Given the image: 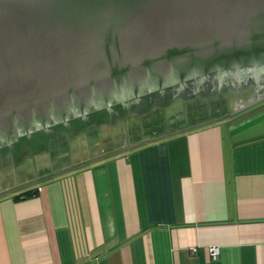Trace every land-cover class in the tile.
<instances>
[{
  "label": "crops",
  "instance_id": "obj_1",
  "mask_svg": "<svg viewBox=\"0 0 264 264\" xmlns=\"http://www.w3.org/2000/svg\"><path fill=\"white\" fill-rule=\"evenodd\" d=\"M239 97L190 94L185 119L134 135L115 127L132 110L109 113L1 156L0 264H264V95Z\"/></svg>",
  "mask_w": 264,
  "mask_h": 264
},
{
  "label": "water",
  "instance_id": "obj_2",
  "mask_svg": "<svg viewBox=\"0 0 264 264\" xmlns=\"http://www.w3.org/2000/svg\"><path fill=\"white\" fill-rule=\"evenodd\" d=\"M256 70L264 0H0V157Z\"/></svg>",
  "mask_w": 264,
  "mask_h": 264
},
{
  "label": "rangeland",
  "instance_id": "obj_3",
  "mask_svg": "<svg viewBox=\"0 0 264 264\" xmlns=\"http://www.w3.org/2000/svg\"><path fill=\"white\" fill-rule=\"evenodd\" d=\"M251 93V90L248 92H245L242 96L247 97ZM214 93L210 94L213 95ZM239 94V93H238ZM237 94V95H238ZM235 96L236 98H241L238 96ZM200 97V96H199ZM188 101L189 99H185L182 97H171L167 98L165 100H161L157 104H150L148 106H144V108H141L139 111H131L130 117H122V122L120 124H117L118 126L115 127H122L125 129V135L130 134H140L145 132L148 129L159 127H166L168 123L165 121L168 120V122L174 123L180 118H186V109L188 108ZM261 104H264V100ZM189 109V108H188ZM124 111V110H122ZM112 113V112H111ZM115 113V112H114ZM117 115V113H115ZM129 116V115H126ZM156 120H160L162 123L157 124ZM168 124V125H169ZM133 134V135H134ZM101 132L91 135V138H87L88 140H91L92 142H97V147H103L105 144H103L101 140ZM85 140V141H88ZM86 144V143H85ZM91 144V143H90ZM93 145V144H92ZM95 146V145H94ZM93 146V149H96V147ZM64 150V149H62ZM74 152H71V154ZM70 158V155L68 156ZM41 161V160H40ZM30 161H25L23 163V166L19 168V170H22L25 172L26 170H30L31 167ZM10 169H15L13 167H10ZM5 170V169H4ZM7 170V169H6ZM15 172V171H14ZM5 172H3L4 174ZM1 176V173H0Z\"/></svg>",
  "mask_w": 264,
  "mask_h": 264
},
{
  "label": "flooded vegetation",
  "instance_id": "obj_4",
  "mask_svg": "<svg viewBox=\"0 0 264 264\" xmlns=\"http://www.w3.org/2000/svg\"><path fill=\"white\" fill-rule=\"evenodd\" d=\"M249 90H251V92L255 93L258 96L264 95V70H256L226 79L189 84V85H184L173 89H169L145 101L121 107L113 111L111 115L116 116L115 113H118V111L120 110L138 111L141 108H144V106H148L150 104H157L161 100H165L167 98H171V97L185 98L186 96H190V94H195L198 92L205 95H210L212 93L214 94L223 93L233 96L234 95L236 96L239 93L238 95L242 96L245 92H248Z\"/></svg>",
  "mask_w": 264,
  "mask_h": 264
},
{
  "label": "built area",
  "instance_id": "obj_5",
  "mask_svg": "<svg viewBox=\"0 0 264 264\" xmlns=\"http://www.w3.org/2000/svg\"><path fill=\"white\" fill-rule=\"evenodd\" d=\"M209 253H210L211 259H217L219 255V248L217 246H211L209 247Z\"/></svg>",
  "mask_w": 264,
  "mask_h": 264
},
{
  "label": "trees",
  "instance_id": "obj_6",
  "mask_svg": "<svg viewBox=\"0 0 264 264\" xmlns=\"http://www.w3.org/2000/svg\"><path fill=\"white\" fill-rule=\"evenodd\" d=\"M122 112V110H120Z\"/></svg>",
  "mask_w": 264,
  "mask_h": 264
}]
</instances>
